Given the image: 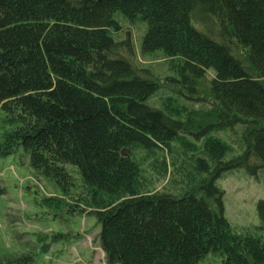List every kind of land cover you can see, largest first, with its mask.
<instances>
[{"label": "trees", "instance_id": "trees-1", "mask_svg": "<svg viewBox=\"0 0 264 264\" xmlns=\"http://www.w3.org/2000/svg\"><path fill=\"white\" fill-rule=\"evenodd\" d=\"M115 12L146 22L143 51L182 57L173 81L189 97L207 83L213 120L194 132L147 104L158 84L129 60V35L110 34ZM0 109L16 125L0 155L21 148L62 186L72 179L67 166L77 169L107 264H198L209 252L224 255L222 264H264V244L232 231L214 183L233 168L264 169V0H0ZM235 127L242 151L224 160L227 144L209 138L213 169L193 190L137 189L134 147ZM255 210L264 232V199Z\"/></svg>", "mask_w": 264, "mask_h": 264}, {"label": "rangeland", "instance_id": "rangeland-1", "mask_svg": "<svg viewBox=\"0 0 264 264\" xmlns=\"http://www.w3.org/2000/svg\"><path fill=\"white\" fill-rule=\"evenodd\" d=\"M114 19L117 28L110 29V34L117 40L129 35L133 46L129 60L149 68L158 84L147 104L192 124L194 132L196 127L213 120L209 117L212 106L207 83L200 82L197 93L189 97L190 92L173 81L181 70L182 57L162 50L143 51L141 39L147 25L140 17L129 19L115 12ZM213 75L207 71L205 80ZM14 127L0 109V141ZM235 128L212 130L200 139L192 133L166 143L156 142L157 146L150 148L134 147L131 157L138 169L137 189L143 194L160 191L175 195L193 190L213 169L214 160L205 149L209 138L227 144L224 160L240 154L243 141L240 128ZM122 150L123 155H128ZM199 158L205 160L206 169L199 168ZM67 169L72 179L62 186L34 170L21 148L0 155L2 264H107L98 240L100 224L91 213L88 188L74 166L68 165ZM214 183L223 190L224 215L232 231L264 244L255 210L256 202L264 199V169L252 176L244 168H233L222 172ZM223 260L224 255L209 252L198 264H222Z\"/></svg>", "mask_w": 264, "mask_h": 264}, {"label": "water", "instance_id": "water-1", "mask_svg": "<svg viewBox=\"0 0 264 264\" xmlns=\"http://www.w3.org/2000/svg\"><path fill=\"white\" fill-rule=\"evenodd\" d=\"M123 151V150H122Z\"/></svg>", "mask_w": 264, "mask_h": 264}]
</instances>
